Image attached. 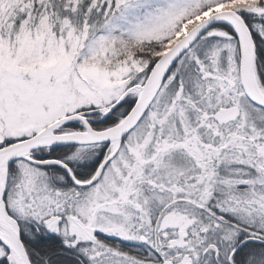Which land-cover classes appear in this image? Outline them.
Wrapping results in <instances>:
<instances>
[{
  "label": "snow or ice",
  "instance_id": "6c2138e0",
  "mask_svg": "<svg viewBox=\"0 0 264 264\" xmlns=\"http://www.w3.org/2000/svg\"><path fill=\"white\" fill-rule=\"evenodd\" d=\"M0 264H264V0H0Z\"/></svg>",
  "mask_w": 264,
  "mask_h": 264
}]
</instances>
